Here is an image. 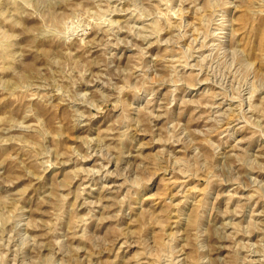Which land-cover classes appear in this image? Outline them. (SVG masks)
Here are the masks:
<instances>
[{"label": "rangeland", "instance_id": "obj_1", "mask_svg": "<svg viewBox=\"0 0 264 264\" xmlns=\"http://www.w3.org/2000/svg\"><path fill=\"white\" fill-rule=\"evenodd\" d=\"M0 264H264V0H0Z\"/></svg>", "mask_w": 264, "mask_h": 264}]
</instances>
